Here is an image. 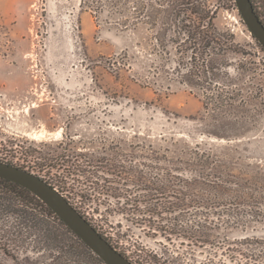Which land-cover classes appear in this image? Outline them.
Listing matches in <instances>:
<instances>
[{
	"label": "rangeland",
	"instance_id": "1",
	"mask_svg": "<svg viewBox=\"0 0 264 264\" xmlns=\"http://www.w3.org/2000/svg\"><path fill=\"white\" fill-rule=\"evenodd\" d=\"M254 1L263 11L264 0ZM233 2L200 0L215 26L234 33L245 51L227 56L217 85L241 87L243 98L255 100L227 117L207 104L216 92L213 83L187 80L183 52L168 45L166 54L156 46L160 25L151 34L142 24L124 28L107 6L93 14L79 0H0V160L42 165V174L49 171L58 181L67 175L63 194L70 203L72 164L78 165L88 180L80 177L75 191H95L84 199L87 218L134 264H264L263 217L250 210L234 216L232 207L249 201L223 202L233 191L214 196L199 183L197 196L207 202L200 205L178 193L171 201L184 207L160 224L195 233L176 235L151 230V223L137 218L133 196L126 200L123 194L146 187L140 171L158 178V185L167 184L165 174L187 179L188 153L197 148L220 159L216 172L230 179L264 172V51ZM102 188L120 196L96 193ZM176 189L187 191L182 181ZM35 235L19 254L0 249V264H72L66 243L56 250L42 240L36 249Z\"/></svg>",
	"mask_w": 264,
	"mask_h": 264
},
{
	"label": "trees",
	"instance_id": "2",
	"mask_svg": "<svg viewBox=\"0 0 264 264\" xmlns=\"http://www.w3.org/2000/svg\"><path fill=\"white\" fill-rule=\"evenodd\" d=\"M230 1L233 2L234 0ZM79 2L81 8H87L93 14L99 13L104 5L107 6L111 16H116L117 22L124 28L142 24L150 33L156 29L157 25H160L154 35L156 46L165 50L166 54H170V51H166L168 45L174 46L177 53H180L179 51L183 52L188 58L189 72L187 80L194 85H199L203 81L210 85L213 83L212 90L216 92L212 93L209 97L210 102L207 104L215 115L229 117L234 115V113H238V108L240 109L243 104H247V101L253 102L255 100L249 95H247L246 99L243 98L241 87L229 90V88L225 89V87L230 86L229 84L217 85L220 83L222 75H224L222 74L223 69L229 65L227 56L229 54L241 55L245 51L235 42L234 33L228 30L222 31L215 26L213 15H211L204 4L201 5L200 0H79ZM254 9L264 24V1H262L261 5L263 11L259 12L255 6ZM169 33H172L169 36L170 39L164 42L166 34ZM254 41L256 47L260 51H264V47L255 38ZM182 47L184 49L180 50L179 48ZM225 76L228 75L225 74ZM146 79H149V77L143 79V81ZM223 82L228 81L223 80ZM148 84L149 82L146 85ZM241 103L242 105H239ZM204 108H206V103ZM1 161L37 173L48 183L57 187L61 193H65L67 175H59L60 179L58 181L50 179L48 176L49 171L42 174V165L30 166L13 163L8 160ZM186 164L188 166L186 170L190 171V177H187V179H179L176 176L168 178L170 175L165 174L164 178L166 179L167 177V184L158 185V178L151 175L152 179H149L147 178L148 176H145L147 175L146 171H140L139 183H143L146 187L142 189V192L131 190L123 193L126 200H131L128 196H133L132 201L129 202L138 213L139 217L137 218L144 220L148 224L151 223V230L171 235L179 234L182 231L194 234L195 231L191 229L176 227V223L172 224V226L167 225V223L165 225L160 223L167 221V218L171 217L173 212L179 211L184 207L185 203L177 207L171 201L172 198L178 199V193L185 196L188 201H194L195 205H200L202 202L207 203L204 202L203 197L197 196L200 188L199 183L207 185L209 191L212 189L213 192H211L214 196H218V193H220L217 192L218 190L222 191L221 194L225 191H233L232 196L226 198L223 202L227 200V204H238L232 207L236 209V215L234 216L241 218L244 213L249 214L250 210V214L253 217L261 216L264 221V172H258L250 180L242 178H239L240 181L237 178L230 179L229 174H222L220 171L216 172V169L222 166L220 159L211 155V153L201 152L199 148L192 149L188 153ZM77 166L72 164L71 204L87 218L84 199H92L91 196L95 191H75V186L80 182V177H83L86 182L88 180L86 175L78 173L80 170L76 168ZM208 169L210 171H207ZM211 169L215 172H211ZM180 181L184 183L187 189L186 192H183L182 189H179L180 191L176 189ZM111 190L102 188L96 193L104 196H120V192H116V189ZM233 197L235 200L236 198L248 200L249 203L237 202L236 204ZM162 199L167 200L161 202ZM209 200L211 199L207 198L205 201ZM216 202L218 201L216 200ZM243 206L249 209H242ZM221 214L223 213H217V215ZM170 219H175V217ZM153 223L156 224L153 225ZM153 226L155 227L153 228ZM94 227L98 229L96 226ZM98 231L112 244L110 235H107L101 229H98ZM34 234L36 235L35 238H32L35 244L33 248L39 249L42 240L48 247L50 246V248L56 250H62L66 243L68 254L72 250V264H106L34 193L15 182L0 177V249L11 255L19 254L26 247V238L32 237ZM114 247L117 248L116 246ZM120 252L125 255L124 252ZM63 254L69 260L68 255L64 252Z\"/></svg>",
	"mask_w": 264,
	"mask_h": 264
},
{
	"label": "water",
	"instance_id": "3",
	"mask_svg": "<svg viewBox=\"0 0 264 264\" xmlns=\"http://www.w3.org/2000/svg\"><path fill=\"white\" fill-rule=\"evenodd\" d=\"M252 36L264 47V24L252 0H234ZM0 177L15 182L41 199L106 264H134L115 248L56 187L40 175L0 160Z\"/></svg>",
	"mask_w": 264,
	"mask_h": 264
},
{
	"label": "crops",
	"instance_id": "4",
	"mask_svg": "<svg viewBox=\"0 0 264 264\" xmlns=\"http://www.w3.org/2000/svg\"><path fill=\"white\" fill-rule=\"evenodd\" d=\"M0 67H1V65H0Z\"/></svg>",
	"mask_w": 264,
	"mask_h": 264
},
{
	"label": "flooded vegetation",
	"instance_id": "5",
	"mask_svg": "<svg viewBox=\"0 0 264 264\" xmlns=\"http://www.w3.org/2000/svg\"><path fill=\"white\" fill-rule=\"evenodd\" d=\"M254 1V0H253ZM255 4V3H254Z\"/></svg>",
	"mask_w": 264,
	"mask_h": 264
}]
</instances>
